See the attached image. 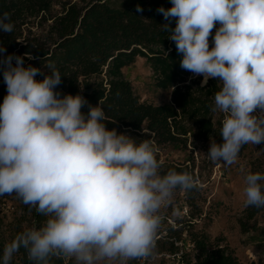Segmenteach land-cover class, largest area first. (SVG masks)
I'll use <instances>...</instances> for the list:
<instances>
[{
  "label": "clouds",
  "instance_id": "obj_1",
  "mask_svg": "<svg viewBox=\"0 0 264 264\" xmlns=\"http://www.w3.org/2000/svg\"><path fill=\"white\" fill-rule=\"evenodd\" d=\"M171 4L157 11L176 20L174 29L162 27L182 54L181 68L202 76L201 87L210 78L220 83L211 111L224 114L222 143L213 139L207 155L230 166L244 145L264 143V0ZM13 30L10 14H0V31ZM0 64L7 89L0 104V195L15 194L47 217L5 246L3 264L20 249L42 264L59 254L76 264L149 257L162 207L177 189L195 186L192 175H162L151 142L109 130L103 107L89 106L85 115L82 95L55 90L62 76L54 66L36 80L40 69L26 67L22 56L9 54ZM244 181V206L264 208V174L249 172Z\"/></svg>",
  "mask_w": 264,
  "mask_h": 264
},
{
  "label": "trees",
  "instance_id": "obj_2",
  "mask_svg": "<svg viewBox=\"0 0 264 264\" xmlns=\"http://www.w3.org/2000/svg\"><path fill=\"white\" fill-rule=\"evenodd\" d=\"M137 5L142 11H137ZM160 7H172L171 0H0V14L9 13L14 24L11 33L0 31V47L6 49L0 60L9 54L24 57L26 67L40 69L36 80L50 75L47 65L54 66L62 76V83L55 89L61 96L82 95L88 102L82 112H89V106L103 107L106 127L116 129L118 134L139 136L137 143L147 140L151 145L156 142L184 148L197 140L222 143L224 114L211 111L220 83L210 78L201 87L200 79H193L191 72L181 68L182 54L168 38L171 33L162 27L168 23L174 29L176 20L166 21L157 11ZM138 57L149 61L158 88L173 91L170 102L149 103L136 93L124 68ZM3 67L0 64V104L7 94ZM188 162L161 166L160 172H188L194 179V167ZM252 173L264 174L263 165H254ZM177 190L184 191L187 199L194 202L201 189L195 184L191 189ZM23 205L35 228L43 227L47 217L36 208ZM262 212L264 208H244L239 220L244 233L257 229L252 222ZM174 227L168 224L166 228L169 235L164 240L171 239L169 252L179 248L176 239H172L173 232L179 231ZM163 241H158L154 249ZM188 243L193 246L185 252L187 262L245 264L234 249L214 244L207 234L191 232ZM183 247L186 248L184 242ZM17 254L22 264H42L30 260L24 249ZM47 264L76 263L59 254L50 256ZM128 264L141 263L134 259Z\"/></svg>",
  "mask_w": 264,
  "mask_h": 264
},
{
  "label": "rangeland",
  "instance_id": "obj_3",
  "mask_svg": "<svg viewBox=\"0 0 264 264\" xmlns=\"http://www.w3.org/2000/svg\"><path fill=\"white\" fill-rule=\"evenodd\" d=\"M214 34L215 32L209 37L210 47ZM124 74L132 82L142 101L153 104L171 101L173 91L156 86L153 69L146 58L138 57L134 63L124 68ZM192 78L200 79L202 84V76L193 77L192 74ZM83 113L87 115L88 112ZM132 137L140 139L139 136ZM212 140H197L195 144H189L188 148L152 142L161 166L190 160L188 164L194 167V183L201 189L196 193L194 202L187 199L184 191L176 190L170 202L161 209L163 218L159 229L167 228L168 217L174 222V228H179L178 232H173L172 239L188 244L191 232L207 234L214 244L234 249L245 264H264V212L252 222L256 223L257 229L248 233L243 232L239 221L245 208L244 178L247 173L253 172L254 165L262 164L264 167V143L244 145L237 162L229 166L223 162H212L207 155ZM185 206L188 207V216L180 213ZM24 210L22 201L15 194L0 195V264H3L5 246L19 233L35 228L31 216H26ZM170 241L171 239L164 240L158 249H153L151 255L169 251ZM193 255L190 254L187 259ZM66 257L76 263L74 257ZM162 260V264H170L166 258H157L154 264H160ZM10 264H22L17 253ZM100 264H120V261H102Z\"/></svg>",
  "mask_w": 264,
  "mask_h": 264
},
{
  "label": "built area",
  "instance_id": "obj_4",
  "mask_svg": "<svg viewBox=\"0 0 264 264\" xmlns=\"http://www.w3.org/2000/svg\"><path fill=\"white\" fill-rule=\"evenodd\" d=\"M180 213L182 216H188V207L185 206ZM166 220L168 221V224H171L173 226L175 225L170 218L166 217ZM166 233H167L166 228L158 229L155 237V241H156L155 247L157 246L158 241L165 239ZM175 244L179 246V248L174 252H169V251L160 252V253L156 252L153 255H150L149 257L141 258L138 260L141 264H154L157 261V258H166L170 261V264H194L193 262H187L184 260L186 250H190L193 244L191 243L186 244V248L183 247L182 240L181 241L175 240Z\"/></svg>",
  "mask_w": 264,
  "mask_h": 264
}]
</instances>
